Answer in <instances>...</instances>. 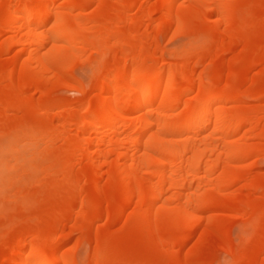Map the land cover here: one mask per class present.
I'll use <instances>...</instances> for the list:
<instances>
[{"label": "bare ground", "instance_id": "1", "mask_svg": "<svg viewBox=\"0 0 264 264\" xmlns=\"http://www.w3.org/2000/svg\"><path fill=\"white\" fill-rule=\"evenodd\" d=\"M260 164L264 0H0V264H264Z\"/></svg>", "mask_w": 264, "mask_h": 264}, {"label": "rangeland", "instance_id": "2", "mask_svg": "<svg viewBox=\"0 0 264 264\" xmlns=\"http://www.w3.org/2000/svg\"><path fill=\"white\" fill-rule=\"evenodd\" d=\"M199 31V30H198ZM201 38L200 37H196V38H193V39H191L190 41H188V40H183V42H189L190 43V45L191 46H194V45H196V44H199L200 42H201V40H200ZM166 43V42H165ZM171 44H173V43H171ZM177 44V42H175V44H173V45H176ZM172 45V46H173ZM171 46V47H172ZM73 71H74V74H75V76L78 78V79H80L81 81H83V83L85 82V83H87L89 80V74L87 73V71L88 72H90V70H89V67H88V65L87 64H81V63H79V64H76L75 66H74V68H73ZM88 78V79H87ZM84 83V84H85ZM60 91H62V90H60ZM59 92V91H58ZM56 97V106L58 107V106H60L61 104H65V102L67 103V102H72L73 100H75L77 97H78V95L77 94H72L71 92L69 93V92H66V91H62V92H60V93H57V95L55 96ZM260 167H261V169L263 168V170H264V166H263V164H260ZM234 230V231H233ZM232 230V237L234 238V242L235 243H238V238L237 237H241V238H246L247 239V235L245 236L244 234H242L243 232H242V228H241V231H240V227L238 226H234V229ZM1 232H2V229L0 230ZM77 234H75L73 237V241H72V243H70V245L71 244H74V246L73 245H71V246H73L74 248H77V244H75V240L77 239V236H76ZM249 239V238H248ZM78 249V248H77ZM215 253H217V251H218V249L216 248L215 249ZM221 254V255H220ZM223 252H221V250L216 254V255H214V256H218L217 258L216 257H214L213 259H212V261H214V263L216 262V261H218V263L220 262H222V261H220V260H224V258H225V254H223ZM219 259V260H218ZM216 260V261H215ZM217 263V264H218Z\"/></svg>", "mask_w": 264, "mask_h": 264}]
</instances>
